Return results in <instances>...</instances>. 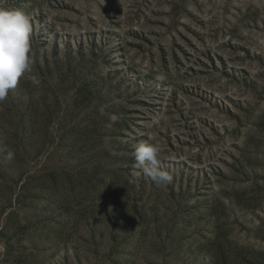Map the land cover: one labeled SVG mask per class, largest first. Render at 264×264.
<instances>
[{
  "label": "rangeland",
  "instance_id": "1",
  "mask_svg": "<svg viewBox=\"0 0 264 264\" xmlns=\"http://www.w3.org/2000/svg\"><path fill=\"white\" fill-rule=\"evenodd\" d=\"M32 23L0 103V264H264V0H0ZM172 182L137 175L141 143Z\"/></svg>",
  "mask_w": 264,
  "mask_h": 264
},
{
  "label": "clouds",
  "instance_id": "2",
  "mask_svg": "<svg viewBox=\"0 0 264 264\" xmlns=\"http://www.w3.org/2000/svg\"><path fill=\"white\" fill-rule=\"evenodd\" d=\"M32 23L20 9L0 8V103L7 100L10 90L17 87L20 79L31 71ZM3 161L15 159L13 151L0 150ZM136 174L151 179L158 187L172 182L173 176L161 168L160 148L141 142L135 149Z\"/></svg>",
  "mask_w": 264,
  "mask_h": 264
}]
</instances>
